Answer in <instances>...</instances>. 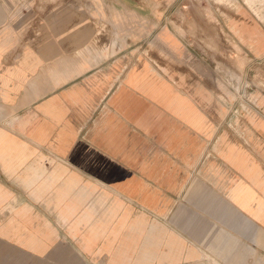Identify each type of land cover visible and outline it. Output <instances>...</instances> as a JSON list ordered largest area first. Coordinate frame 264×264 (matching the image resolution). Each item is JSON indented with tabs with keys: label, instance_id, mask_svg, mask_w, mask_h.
I'll return each instance as SVG.
<instances>
[{
	"label": "crops",
	"instance_id": "0c3cea01",
	"mask_svg": "<svg viewBox=\"0 0 264 264\" xmlns=\"http://www.w3.org/2000/svg\"><path fill=\"white\" fill-rule=\"evenodd\" d=\"M228 1L0 0V264H264V90L206 48L264 74V3Z\"/></svg>",
	"mask_w": 264,
	"mask_h": 264
},
{
	"label": "rangeland",
	"instance_id": "374dc122",
	"mask_svg": "<svg viewBox=\"0 0 264 264\" xmlns=\"http://www.w3.org/2000/svg\"><path fill=\"white\" fill-rule=\"evenodd\" d=\"M197 1L200 2V0H197ZM213 1L219 4H222V5H225L230 2L228 0H213ZM244 1L250 6H255L258 3H264V0H244ZM177 17L179 18L180 22L176 27L178 29V32L181 35L191 34L192 37L197 36V34H195L196 32L194 31V28H188V27L183 26L182 22H183L184 15L182 12H178ZM210 17L214 18V15L210 13ZM221 29H222V32H220ZM220 33H222L227 38L226 36L227 32L224 31V28L212 27L210 31L208 30V36H210L212 40H214L215 36L217 38L221 37ZM232 47L238 50L236 47V44L230 43V42L226 43L223 41L221 43H215V42L206 43L208 54L212 53V55H214V53H217L221 55V58L217 59V62L220 61L218 65L222 72L217 82H219L223 87V90H224L223 99L250 98L253 95L252 92H255L256 90L259 91V88L257 86L261 87L264 90V74L262 73V71H259V73L261 74H258L257 76L256 75L248 76V70H247L248 66H247L246 61L242 59L241 56L237 57L238 54H236L237 52L233 50ZM166 51L167 50L160 44L159 52H160V55L162 56L163 63H170V64H173L179 67L186 66V63H184V61L182 60L174 61V58L168 55ZM158 63L161 64L162 62L159 61ZM248 81H250V83ZM247 83H249L250 87H247L246 85ZM252 84L255 85L254 87L255 90H252V87H253ZM247 90H250V91L248 92ZM226 109L227 108H225L224 111H227Z\"/></svg>",
	"mask_w": 264,
	"mask_h": 264
},
{
	"label": "bare ground",
	"instance_id": "6f19581e",
	"mask_svg": "<svg viewBox=\"0 0 264 264\" xmlns=\"http://www.w3.org/2000/svg\"><path fill=\"white\" fill-rule=\"evenodd\" d=\"M166 39H168V37Z\"/></svg>",
	"mask_w": 264,
	"mask_h": 264
}]
</instances>
